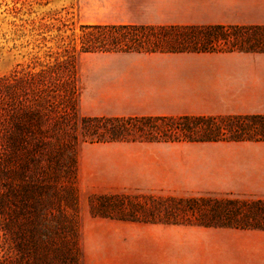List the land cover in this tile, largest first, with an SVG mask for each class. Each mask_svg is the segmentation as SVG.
<instances>
[{"label": "trees", "instance_id": "16d2710c", "mask_svg": "<svg viewBox=\"0 0 264 264\" xmlns=\"http://www.w3.org/2000/svg\"><path fill=\"white\" fill-rule=\"evenodd\" d=\"M83 53H264V25L84 26ZM76 60L0 77V264H75L80 143L264 142V115L96 116L77 113ZM126 195L99 196L98 217L134 220ZM192 225L264 231V200L165 198ZM68 212H71L68 214ZM116 214V215H114ZM187 220V219H185ZM191 225V224H190Z\"/></svg>", "mask_w": 264, "mask_h": 264}, {"label": "rangeland", "instance_id": "374dc122", "mask_svg": "<svg viewBox=\"0 0 264 264\" xmlns=\"http://www.w3.org/2000/svg\"><path fill=\"white\" fill-rule=\"evenodd\" d=\"M184 0H0V77L35 73L73 55L79 86V116H140L148 106L138 91L153 71L154 55L83 53L84 26L113 24L182 25ZM184 15V14H183ZM192 143H80L76 150L75 264L108 257L121 237L225 235L192 225L193 216L165 198L262 199L230 193L231 165L220 151ZM226 168V170H221ZM126 195L137 202L134 220L98 217L99 196ZM133 204V203H131ZM71 216V212H68ZM116 215V214H114ZM187 219V220H185ZM191 224V225H190ZM229 229V228H228ZM232 230V229H231ZM238 230V229H237ZM262 231V230H246Z\"/></svg>", "mask_w": 264, "mask_h": 264}, {"label": "crops", "instance_id": "0c3cea01", "mask_svg": "<svg viewBox=\"0 0 264 264\" xmlns=\"http://www.w3.org/2000/svg\"><path fill=\"white\" fill-rule=\"evenodd\" d=\"M184 1L182 17L190 21L182 25H264V0ZM146 55L162 59L145 66L154 74L138 91L148 106L134 115H264V53ZM192 144L215 148L228 161L236 175L230 193L264 195V142ZM215 232L229 234L121 237L92 264H264V231Z\"/></svg>", "mask_w": 264, "mask_h": 264}]
</instances>
